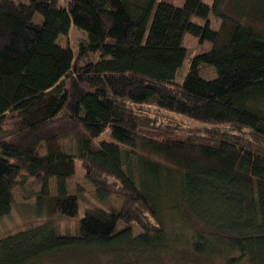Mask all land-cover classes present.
I'll use <instances>...</instances> for the list:
<instances>
[{"label":"trees","instance_id":"1","mask_svg":"<svg viewBox=\"0 0 264 264\" xmlns=\"http://www.w3.org/2000/svg\"><path fill=\"white\" fill-rule=\"evenodd\" d=\"M71 27L85 33L76 52L60 42ZM185 33L207 48L190 53ZM208 66L215 78L202 76ZM76 160L106 207L84 208L65 234L49 218L80 210ZM34 176L48 221L0 239V264H264V0H0V217Z\"/></svg>","mask_w":264,"mask_h":264},{"label":"rangeland","instance_id":"2","mask_svg":"<svg viewBox=\"0 0 264 264\" xmlns=\"http://www.w3.org/2000/svg\"><path fill=\"white\" fill-rule=\"evenodd\" d=\"M173 4L177 6H181L184 2V0H169ZM204 3L211 5L213 0H202ZM210 20L212 23V27L216 28L219 24V20L215 18L213 15H210ZM191 21L195 23H203L204 21L196 16L191 17ZM259 27L263 26V23L257 24ZM85 38V33L75 27H71L69 33L66 37L60 38V42L62 44L68 45L74 52H76L78 41ZM184 46H186L190 53L194 52V54H199L203 52L208 44H202L198 41V39L188 33L184 34ZM204 46V47H203ZM95 57V54L90 53L88 57L83 59L81 61V64H85L87 61L93 60ZM189 57L186 58V60L183 62L182 66L178 69L175 80L177 82H181L183 80V77L188 70L189 67ZM208 71L206 73H202V76H204L207 79L215 78L216 72L211 66H208ZM158 118V120L162 119L165 122L169 123L170 121L174 124H181L183 127H203L206 126V122H202L196 119H192L189 117H186L181 114L173 113V112H162L157 116H154ZM142 131L145 134L152 133L154 136L160 135L161 130L159 131H150L144 130ZM151 134V135H152ZM179 138H183V135L177 136ZM111 137L109 135V132L106 130L103 133H101L96 139L95 143H100L101 141L109 140ZM38 152L40 154L45 153L44 145L41 144ZM41 187V181L39 177H29L26 179V181L22 184H19L14 187L13 189V204L11 207V210L8 214L3 215L0 217V239L5 238L11 234L17 233L21 230H24L25 228L29 226H33L36 224H40L44 221H46L49 216L45 214V211L37 210L36 202H37V194L40 191ZM69 187L70 191H74L79 194L80 196V210L78 211V214L76 217H65L59 214H53L49 220H52L56 225L57 229L61 233H75L78 221L83 215H84V208L86 207H95V206H103L102 203H99L95 200L93 196V188L92 186L84 179V170L82 167V164L76 160L75 163V172L72 175V177L69 180ZM109 201L114 204L115 206L119 207L122 203V200L117 196H111ZM45 210V208H44ZM48 221V220H47ZM127 225L123 222H119L117 225V229H121L126 227ZM131 261L133 264H193L192 262H181L179 258H175L172 256H168L164 254L163 256L157 257V258H148V257H140L137 259H110L105 260L103 257H97V259L89 257H83V258H72L64 260L63 258L52 260V259H43L35 264H129L128 261ZM217 264H219L217 262Z\"/></svg>","mask_w":264,"mask_h":264}]
</instances>
